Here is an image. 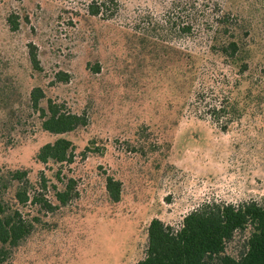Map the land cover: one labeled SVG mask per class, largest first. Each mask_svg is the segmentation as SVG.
Here are the masks:
<instances>
[{"label":"rangeland","instance_id":"374dc122","mask_svg":"<svg viewBox=\"0 0 264 264\" xmlns=\"http://www.w3.org/2000/svg\"><path fill=\"white\" fill-rule=\"evenodd\" d=\"M113 1L0 0V171L7 178L25 170L29 194L40 192L56 206L18 203L33 228L3 264H135L154 217L177 228L205 202L264 201V117L216 121L203 105L185 101L194 85L213 99L216 90L208 88L220 73L230 75L229 67L211 55L202 63L214 76L186 72L175 79V54L163 59L153 43L139 42L185 49L209 39V31H199L208 13L194 33L174 36L194 3L216 17L228 13L235 30L247 32L254 68L264 56V0ZM93 3L101 4L97 15L90 13ZM61 71L67 81L55 79ZM34 86L44 93L41 106L47 98L64 102L85 124L61 135L43 130L29 100ZM59 136L72 142V160L38 161L39 147ZM107 176L121 183L118 201L105 189ZM69 179L70 197L59 204L55 191ZM6 184L13 201V183Z\"/></svg>","mask_w":264,"mask_h":264},{"label":"trees","instance_id":"16d2710c","mask_svg":"<svg viewBox=\"0 0 264 264\" xmlns=\"http://www.w3.org/2000/svg\"><path fill=\"white\" fill-rule=\"evenodd\" d=\"M100 12L101 4L90 5L91 14L97 15ZM215 13L213 8L199 9L193 3L189 12L190 20L182 25H175L174 36L180 37L194 33L202 24L198 22L200 18L204 19L206 14L207 18L210 17L203 20L206 28L199 30L209 31V39H201V44L192 48H179L177 45L162 44L158 40L147 38H142L139 42L142 45L148 42L143 48L153 43L154 48L163 52V59L170 52L175 54L171 57V70L175 79H179L186 72L193 73V77L196 73L214 76L203 68L202 63V60L211 55L218 57L224 66L229 67L230 75L220 73V78H215L217 86L208 88L216 90V93L212 92L213 99H207L206 95H203L204 92L199 90L201 87L195 88L194 85L188 90L185 99L187 105L198 109L201 104L205 113L216 121L219 117H224L226 123L248 114L264 117V56L262 61L251 68L250 61L254 55L251 51L252 40L245 39L247 32L239 34L228 13L222 12L218 17L214 16L217 15ZM14 17H11V21L16 25ZM183 60L187 64H183ZM30 63L33 69L39 70L33 50L30 51ZM93 69L98 71V65ZM67 78L68 75L61 71L56 74L55 79L67 81ZM187 81L191 85L190 78L187 77ZM43 98L42 89L34 86L30 91L29 100L31 107L38 112L43 130L61 135L85 124V116L70 111L64 102L47 98L41 106L40 101ZM72 155V142L59 136L52 142L41 145L36 159L41 163H63L70 162ZM25 176V170H13L8 173L7 178L0 171V264L8 261L13 248L25 239L33 228L18 203L25 205L26 202H37L46 211H52L56 207L40 192L30 195L26 188ZM6 182L13 183V201L4 191ZM72 184L73 180L69 179L64 189L55 191L59 204L67 202ZM105 189L111 200H119V180L107 176ZM232 241L241 242L238 248L236 246L235 252L227 250ZM135 264H264V201L249 199L238 203L205 202L185 214L177 228L154 217L146 226L144 254Z\"/></svg>","mask_w":264,"mask_h":264}]
</instances>
